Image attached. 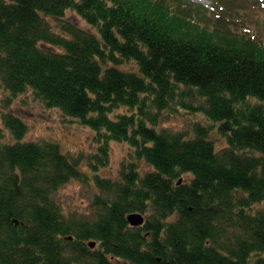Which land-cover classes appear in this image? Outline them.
<instances>
[{
	"label": "trees",
	"instance_id": "16d2710c",
	"mask_svg": "<svg viewBox=\"0 0 264 264\" xmlns=\"http://www.w3.org/2000/svg\"><path fill=\"white\" fill-rule=\"evenodd\" d=\"M193 9L182 0H0L9 102L31 91L94 129L89 162L102 192L93 218L66 215L54 194L90 178L83 155L24 141L27 123L4 112L14 142L0 129V264H264V209H255L264 203V38ZM68 10L96 32L55 31L46 17ZM129 61L138 71L121 67ZM120 107L131 112L112 116ZM180 108L203 112L227 146L216 148L213 125L196 123L194 137L160 126ZM111 141L133 148L119 180L98 173ZM141 160L152 169L142 172ZM134 212L143 225L130 224Z\"/></svg>",
	"mask_w": 264,
	"mask_h": 264
},
{
	"label": "rangeland",
	"instance_id": "374dc122",
	"mask_svg": "<svg viewBox=\"0 0 264 264\" xmlns=\"http://www.w3.org/2000/svg\"><path fill=\"white\" fill-rule=\"evenodd\" d=\"M182 1L191 5L192 10H195L193 9L194 6L207 9L208 11L205 14L211 20L213 19L212 21L225 17V24L231 30L244 32V30L251 29L257 37L264 38V0ZM46 20L59 33H62L61 27L65 23H73L83 29L96 32V29L90 26L74 10H68L63 19L46 17ZM121 67L126 70L138 71V66L134 61L125 62ZM9 101L10 93L4 89L0 79V129L4 130L7 142H14V138L4 127L2 116L4 112L12 111L22 118L29 127L24 141L48 140L58 143L62 151L72 157L83 155L81 170L91 175L90 178L86 181L71 179L55 192L54 200L61 206L66 215H75L78 218L85 219L93 218L97 211L94 205L96 195L102 194L95 184L94 172L91 170L89 162V156L98 152L100 145V142L96 139V131L91 127L82 125L77 119L64 115L57 108L45 106L31 91L15 99L12 98L11 102ZM203 101L204 99L195 93L193 97L194 105L198 106ZM128 112H131L130 109L120 107L114 111L112 116ZM196 123H202L206 126L213 125L211 139L215 142L218 150L227 146V140L216 128V123L199 110L180 108L177 112H169L160 126L174 131H185L194 137L193 129ZM132 152L133 148L130 144L111 141L110 162L101 167L98 173L103 177L119 180L122 167L133 161ZM138 163L142 172L152 169L145 161L141 160ZM255 209H264V203L256 205Z\"/></svg>",
	"mask_w": 264,
	"mask_h": 264
},
{
	"label": "water",
	"instance_id": "95a60500",
	"mask_svg": "<svg viewBox=\"0 0 264 264\" xmlns=\"http://www.w3.org/2000/svg\"><path fill=\"white\" fill-rule=\"evenodd\" d=\"M128 220L130 222V224L132 226H140V225H143L145 223V216L140 213V212H134V213H131L128 215ZM14 222L18 225L19 224V220L18 219H14ZM96 245V242L93 241L90 243V246L91 247H95Z\"/></svg>",
	"mask_w": 264,
	"mask_h": 264
},
{
	"label": "bare ground",
	"instance_id": "6f19581e",
	"mask_svg": "<svg viewBox=\"0 0 264 264\" xmlns=\"http://www.w3.org/2000/svg\"><path fill=\"white\" fill-rule=\"evenodd\" d=\"M180 182H181V180H180ZM131 214V213H130Z\"/></svg>",
	"mask_w": 264,
	"mask_h": 264
}]
</instances>
